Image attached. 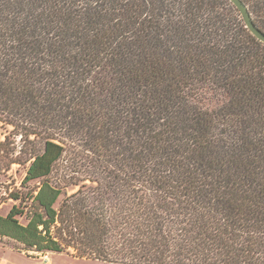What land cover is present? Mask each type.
Instances as JSON below:
<instances>
[{
    "label": "trees",
    "instance_id": "16d2710c",
    "mask_svg": "<svg viewBox=\"0 0 264 264\" xmlns=\"http://www.w3.org/2000/svg\"><path fill=\"white\" fill-rule=\"evenodd\" d=\"M0 128L20 250L264 264V42L230 0H0Z\"/></svg>",
    "mask_w": 264,
    "mask_h": 264
},
{
    "label": "rangeland",
    "instance_id": "374dc122",
    "mask_svg": "<svg viewBox=\"0 0 264 264\" xmlns=\"http://www.w3.org/2000/svg\"><path fill=\"white\" fill-rule=\"evenodd\" d=\"M4 132L5 129L0 128V141L4 140ZM20 146L21 143L17 138L14 144L16 152L19 151ZM6 163L7 158L4 156L0 159V215L2 216L8 213L13 204H22L20 200H14L9 194L16 189H21V181L25 174L24 165L13 163L11 168L6 170L3 169ZM17 218L22 224L26 222L24 216L19 215ZM19 247H22L21 244L14 239L7 236L0 237V258H5L8 264H111L104 261L75 258L64 252L36 254L37 252L31 250L22 251Z\"/></svg>",
    "mask_w": 264,
    "mask_h": 264
},
{
    "label": "water",
    "instance_id": "95a60500",
    "mask_svg": "<svg viewBox=\"0 0 264 264\" xmlns=\"http://www.w3.org/2000/svg\"><path fill=\"white\" fill-rule=\"evenodd\" d=\"M240 11V14L244 20L248 29L262 42H264V32L261 31L254 23L252 16L248 10L247 5L242 0H230Z\"/></svg>",
    "mask_w": 264,
    "mask_h": 264
},
{
    "label": "crops",
    "instance_id": "0c3cea01",
    "mask_svg": "<svg viewBox=\"0 0 264 264\" xmlns=\"http://www.w3.org/2000/svg\"><path fill=\"white\" fill-rule=\"evenodd\" d=\"M6 250H9L10 251V249H6ZM0 264H8V261L5 258H0Z\"/></svg>",
    "mask_w": 264,
    "mask_h": 264
}]
</instances>
